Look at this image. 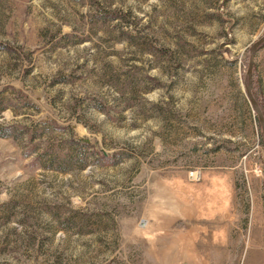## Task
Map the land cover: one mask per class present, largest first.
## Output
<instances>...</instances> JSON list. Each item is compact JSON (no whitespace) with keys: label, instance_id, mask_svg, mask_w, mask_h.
Returning <instances> with one entry per match:
<instances>
[{"label":"rangeland","instance_id":"374dc122","mask_svg":"<svg viewBox=\"0 0 264 264\" xmlns=\"http://www.w3.org/2000/svg\"><path fill=\"white\" fill-rule=\"evenodd\" d=\"M263 34L264 0H0V264H264Z\"/></svg>","mask_w":264,"mask_h":264},{"label":"water","instance_id":"95a60500","mask_svg":"<svg viewBox=\"0 0 264 264\" xmlns=\"http://www.w3.org/2000/svg\"><path fill=\"white\" fill-rule=\"evenodd\" d=\"M264 41V34L259 37L256 41H254L252 43V45L249 48V55H248V60H247V66H246V85H245V94L246 97L249 101V104L252 108V110L254 111L258 124H259V128H260V132H261V137L264 143V116L260 110V108L258 107L257 103L255 102V100L253 99L251 92H250V87H251V66H252V55L253 52L255 51V49Z\"/></svg>","mask_w":264,"mask_h":264},{"label":"trees","instance_id":"16d2710c","mask_svg":"<svg viewBox=\"0 0 264 264\" xmlns=\"http://www.w3.org/2000/svg\"><path fill=\"white\" fill-rule=\"evenodd\" d=\"M257 101V100H256ZM258 103V102H257ZM259 134H260V130H259Z\"/></svg>","mask_w":264,"mask_h":264}]
</instances>
